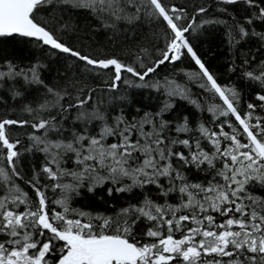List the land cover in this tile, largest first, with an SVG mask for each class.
<instances>
[{"label": "snow or ice", "instance_id": "snow-or-ice-1", "mask_svg": "<svg viewBox=\"0 0 264 264\" xmlns=\"http://www.w3.org/2000/svg\"><path fill=\"white\" fill-rule=\"evenodd\" d=\"M0 106V264H264V0H0Z\"/></svg>", "mask_w": 264, "mask_h": 264}, {"label": "trees", "instance_id": "trees-1", "mask_svg": "<svg viewBox=\"0 0 264 264\" xmlns=\"http://www.w3.org/2000/svg\"><path fill=\"white\" fill-rule=\"evenodd\" d=\"M179 2H183V0H179ZM80 22L83 23V14H81ZM145 31H148V29L145 28ZM94 42L97 46L108 45V39L104 33L96 34L94 36ZM255 43H256L255 41H250L248 43H245L242 41L241 44L238 46L240 49V52L247 53L249 49L254 50ZM199 49H200V53L202 54V57L207 60L210 68L214 72H216L217 74H220L223 77L224 83L237 82V77L231 76V79H229L230 74L227 73L226 71V68L228 67V62L231 59V55H230L226 37L224 35V30L222 28L212 29L211 34L209 35L208 39H201L199 42ZM15 52H16V55L24 57L25 59H30L35 54L33 49L25 45L17 46L15 49ZM253 67H255V65H253ZM191 68H192V65L186 61L184 64H178L176 70L183 69L184 71H190ZM161 71L171 72L174 70L169 65L166 69L162 68ZM239 86L241 88H244L245 92H247V88L242 82L239 83ZM193 91H196V89L193 88ZM0 110H2V106H0ZM194 111L195 110L193 109V107L189 105L186 101L177 100L175 114L190 115L194 113ZM204 116L208 117L210 116V114L205 112ZM13 131H16V130L14 129ZM85 204H92V201L90 200L78 201L77 203L74 204V206L82 207ZM93 206L100 207L99 205H93ZM85 210H90V209L85 208Z\"/></svg>", "mask_w": 264, "mask_h": 264}]
</instances>
